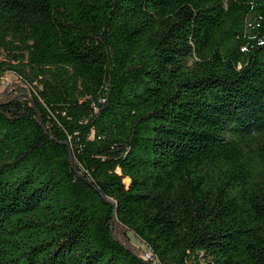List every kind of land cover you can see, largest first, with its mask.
I'll list each match as a JSON object with an SVG mask.
<instances>
[{
  "label": "trees",
  "instance_id": "trees-1",
  "mask_svg": "<svg viewBox=\"0 0 264 264\" xmlns=\"http://www.w3.org/2000/svg\"><path fill=\"white\" fill-rule=\"evenodd\" d=\"M5 75L0 264H264V0H0Z\"/></svg>",
  "mask_w": 264,
  "mask_h": 264
},
{
  "label": "rangeland",
  "instance_id": "rangeland-1",
  "mask_svg": "<svg viewBox=\"0 0 264 264\" xmlns=\"http://www.w3.org/2000/svg\"><path fill=\"white\" fill-rule=\"evenodd\" d=\"M11 76L9 75H5L1 80H0V90L2 89V87L4 86L5 83H8L10 80H11ZM130 242L131 244L134 246V247H138L140 249H142L141 246L138 245L137 242H135L133 239H130Z\"/></svg>",
  "mask_w": 264,
  "mask_h": 264
}]
</instances>
